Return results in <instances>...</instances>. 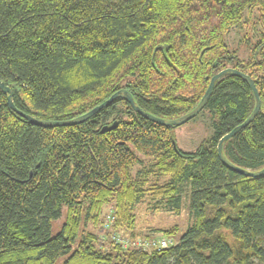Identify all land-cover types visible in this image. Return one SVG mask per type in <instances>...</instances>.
<instances>
[{"label": "trees", "instance_id": "obj_1", "mask_svg": "<svg viewBox=\"0 0 264 264\" xmlns=\"http://www.w3.org/2000/svg\"><path fill=\"white\" fill-rule=\"evenodd\" d=\"M254 10L260 32L249 58L240 59L225 37ZM227 68L250 77L260 110L222 152L232 165L258 171L264 0H0V82L15 108L37 120H72L122 89L143 112L176 119ZM254 105L244 80L218 79L202 110L212 119V135L184 153L173 127L145 119L123 98L83 123L40 127L10 109L0 90V264H264V176L234 172L217 154L220 139ZM146 159L167 182L145 188L147 172L134 170ZM185 191L192 222L173 246L125 250L112 236L104 243L85 229L112 205L113 228L133 231L135 208L146 195L179 213ZM176 231L156 232L170 238Z\"/></svg>", "mask_w": 264, "mask_h": 264}, {"label": "rangeland", "instance_id": "obj_2", "mask_svg": "<svg viewBox=\"0 0 264 264\" xmlns=\"http://www.w3.org/2000/svg\"><path fill=\"white\" fill-rule=\"evenodd\" d=\"M257 16L258 14L255 10L251 12L245 11L241 23L232 28L225 37L228 50L234 51L240 59L249 58L251 48L260 32V27L256 22ZM172 133L176 146L180 151L184 153L193 152L201 143L210 139L212 135V119L207 111H201L185 124L174 127ZM150 164V160L146 159L143 161L142 166L136 167L134 170V173L139 169H144L147 172L145 188H149L153 184H164L167 182L169 177L159 176L151 171ZM181 200L180 212L174 213L162 208L161 205L157 204L156 200L146 195L135 208L136 225L133 231L114 229L116 220L114 207L112 205L104 206L98 224L89 223L85 229L99 234L101 241L104 243L110 242V236H114L115 243L125 250L140 248L146 252H151L155 248L153 243H156L157 240H166L167 246H173L178 243L179 238L192 222L189 208V191L181 193ZM108 215H111V218H108ZM64 216L63 212L60 219L52 222V235H55L60 230ZM101 226L103 231L100 232ZM174 227L177 231L170 238L156 232L157 230H168ZM131 233H133V236H131ZM60 263L61 260L56 264ZM254 264L262 263L255 260Z\"/></svg>", "mask_w": 264, "mask_h": 264}, {"label": "water", "instance_id": "obj_3", "mask_svg": "<svg viewBox=\"0 0 264 264\" xmlns=\"http://www.w3.org/2000/svg\"><path fill=\"white\" fill-rule=\"evenodd\" d=\"M159 49H162L161 47ZM227 75H232V76H236L241 78L242 80H244L248 86L250 87V89L253 92L254 95V100H255V105L253 108L252 113L250 114V116L238 127H236L235 129H233L229 134L225 135L224 137H222L220 139V141L217 144V154H218V158L219 160L222 162L223 165H225L228 169L237 172L243 176L246 177H253V178H260L264 176V168L258 171H248V170H243L240 169L234 165H232L230 162H228L226 160V158L223 155L222 152V146L223 143L230 137H232L233 135H235L238 131H240L241 129L245 128L250 122H252V120L255 118V116L257 115V113L260 110V99H259V94L258 91L253 83V81L250 79L249 76L241 73L240 71L236 70V69H232V68H227L224 69L222 71H220L219 73H217L216 75H214L210 82L209 85L207 87V90L205 92V94L203 95V97L201 98L200 102L196 105V107L191 110L189 113L176 118V119H170V120H166V119H160V118H156L152 115H149L145 112H143L138 106L137 104L134 102L132 96L130 95V93H128L125 90H120L117 93H115L114 95H112L107 101L103 102L101 105L95 107L94 109H92L91 111H89L88 113L81 115L77 118H74L72 120H67V121H41V120H37L34 119L30 116H27L23 113H21L20 111H18L15 106L13 105L12 102V92L11 90L4 85V83L0 82V90L3 94L7 95V104L9 106L10 109L14 110L15 112H17L19 115H21L22 117H24L29 123L40 126V127H61V126H70V125H76V124H80L83 123L85 121H87L88 119H90L94 114H96L99 110H101L102 108L108 106L110 103H112L116 98H123L127 101V103L131 106V108L137 112L138 114H140L142 117H144L145 119L152 121L154 123H157L159 125L162 126H166V127H177L180 125L185 124L186 122H188L189 120L193 119L194 117H196L205 107L212 88L214 86V84L216 83V81L218 79H220L223 76H227ZM116 126V122H114L108 129H112ZM105 130V127L101 130V132H103ZM175 144V143H174Z\"/></svg>", "mask_w": 264, "mask_h": 264}, {"label": "built area", "instance_id": "obj_4", "mask_svg": "<svg viewBox=\"0 0 264 264\" xmlns=\"http://www.w3.org/2000/svg\"><path fill=\"white\" fill-rule=\"evenodd\" d=\"M108 218H111V215H108ZM113 238L114 236L112 237V240L114 241ZM153 244L155 246L154 249L167 248V245H168L166 240H157L156 243H153Z\"/></svg>", "mask_w": 264, "mask_h": 264}]
</instances>
